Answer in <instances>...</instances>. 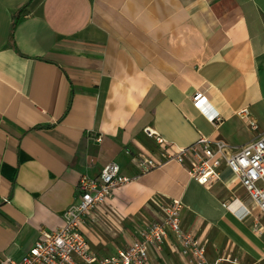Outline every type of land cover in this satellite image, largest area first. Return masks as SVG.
I'll use <instances>...</instances> for the list:
<instances>
[{
	"label": "crops",
	"instance_id": "crops-1",
	"mask_svg": "<svg viewBox=\"0 0 264 264\" xmlns=\"http://www.w3.org/2000/svg\"><path fill=\"white\" fill-rule=\"evenodd\" d=\"M263 78L264 0H0V256L20 259L40 227L62 224L82 174L110 162L132 174L144 155L158 166L82 226L93 252L128 246L178 199L181 227L205 242L208 261L264 264V219L253 227L235 175L222 167L201 185L143 132L175 147L205 136L236 152L264 132ZM195 92L208 112L193 106ZM106 232L132 234L116 247ZM149 258L183 264L167 244Z\"/></svg>",
	"mask_w": 264,
	"mask_h": 264
},
{
	"label": "built area",
	"instance_id": "built-area-1",
	"mask_svg": "<svg viewBox=\"0 0 264 264\" xmlns=\"http://www.w3.org/2000/svg\"><path fill=\"white\" fill-rule=\"evenodd\" d=\"M192 101L195 108L208 112L207 98L201 96L200 92L193 94ZM239 114L247 119L252 128L256 127V122L250 118L247 108L240 110ZM217 117L216 112H209L210 121ZM143 132L162 147V159H173L179 164H187L190 177L201 185L218 180L220 169L227 167L245 190L252 204L251 208L256 210L253 215L252 209L243 206L246 214L253 219V227L257 230L262 228L260 219H264V132L242 145L236 152H229L221 143L213 145L205 136H200L190 146L175 147L148 127ZM131 160L136 170L132 174L122 173L114 162L104 166L96 176L82 174L77 181L73 201L61 214L63 223L49 230L40 227L37 238L20 259L3 254L0 256V264H156L150 261L149 250L161 256L164 244L168 245L172 254L178 255L183 264H217L216 261L207 260L205 242L192 232L182 229V204L178 199L160 204L158 219L139 228L137 237L128 246L109 255H99L90 249L81 228L86 222H95L91 212L104 206L115 190L158 166L155 159L144 155H138ZM169 234L174 236L179 247L168 242Z\"/></svg>",
	"mask_w": 264,
	"mask_h": 264
},
{
	"label": "rangeland",
	"instance_id": "rangeland-1",
	"mask_svg": "<svg viewBox=\"0 0 264 264\" xmlns=\"http://www.w3.org/2000/svg\"><path fill=\"white\" fill-rule=\"evenodd\" d=\"M263 90H264V78H263ZM256 212V211H255ZM143 219V218H142ZM145 222H149L147 221V219H143ZM115 231V230H114ZM132 233L131 232H123V233H116V234H112L109 232H106L105 235L110 238L109 240L114 241L116 247H123L127 241H129L130 239V235ZM89 236V234H88ZM100 244L104 247V246H108L109 243L108 241H106L104 244L100 242ZM95 247V246H94ZM102 247V248H103ZM96 248V247H95Z\"/></svg>",
	"mask_w": 264,
	"mask_h": 264
}]
</instances>
